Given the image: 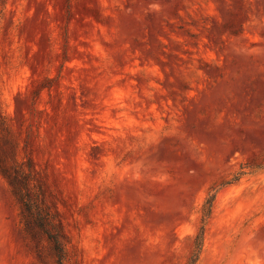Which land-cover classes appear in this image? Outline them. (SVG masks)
<instances>
[{"label":"rangeland","instance_id":"1","mask_svg":"<svg viewBox=\"0 0 264 264\" xmlns=\"http://www.w3.org/2000/svg\"><path fill=\"white\" fill-rule=\"evenodd\" d=\"M0 115L65 264H189L201 226L193 264H264V0H0ZM28 236L0 173V264Z\"/></svg>","mask_w":264,"mask_h":264},{"label":"trees","instance_id":"2","mask_svg":"<svg viewBox=\"0 0 264 264\" xmlns=\"http://www.w3.org/2000/svg\"><path fill=\"white\" fill-rule=\"evenodd\" d=\"M3 117L0 115V125H2ZM32 164V161H29ZM250 165L244 166L243 168H249ZM32 169V167H30ZM242 168V169H243ZM238 171L232 179L225 181L220 185H226L236 182L240 179L242 175L246 173L244 170ZM0 173L8 182L11 187V191L21 204V223L24 232L29 235V240L33 242V252L40 264H46L47 257L53 258L54 264H65L67 252L66 243L68 239L63 230V224L59 219H43L33 221L32 215L33 211L37 209L26 200V192L22 189V181H19L16 173H20L12 170V168L7 165L3 157L0 158ZM24 182V181H23ZM24 184V183H23ZM215 194H212L202 207V221L204 222L206 218L209 217L212 209V204ZM45 237L47 245L43 246L40 243L41 237ZM204 237V226L200 227L199 232L195 237V250L192 252L189 264H193L197 259L201 250V245Z\"/></svg>","mask_w":264,"mask_h":264}]
</instances>
